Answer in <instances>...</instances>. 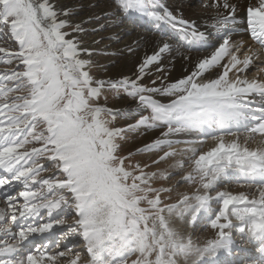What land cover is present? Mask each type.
Wrapping results in <instances>:
<instances>
[{"label": "snow or ice", "instance_id": "obj_1", "mask_svg": "<svg viewBox=\"0 0 264 264\" xmlns=\"http://www.w3.org/2000/svg\"><path fill=\"white\" fill-rule=\"evenodd\" d=\"M112 3L172 33L131 75L92 58L82 37L99 29L73 6L0 0V264H220L244 246L234 232L264 255V0L243 24L238 0H200L215 10L202 24L184 15L192 0ZM174 52L193 68L169 81ZM109 93L135 101L139 118L119 126ZM140 129L159 134L125 154ZM192 132L205 139L178 138ZM198 220L216 230L203 243L188 231Z\"/></svg>", "mask_w": 264, "mask_h": 264}, {"label": "bare ground", "instance_id": "obj_2", "mask_svg": "<svg viewBox=\"0 0 264 264\" xmlns=\"http://www.w3.org/2000/svg\"><path fill=\"white\" fill-rule=\"evenodd\" d=\"M74 3H71L74 6H80L82 3L79 2V0H74ZM81 1V0H80ZM197 0H192V4L196 5ZM205 3L210 2V0H205ZM178 3V0H170V4L168 5L170 8H174L176 4ZM238 3L240 5L239 9L237 10V16L238 19L241 20L243 24V20L246 17V8L249 5L255 6L258 4V0H238ZM69 4V3H68ZM88 7L96 8V10H99L98 13H96L94 16L99 17L98 15L102 12L100 9L105 7V12L104 13H111V9H108L107 7L109 4L107 3V0H87ZM196 8V7H195ZM195 8L189 9L185 8L184 9V15L185 17H191L192 19H195L197 23H204V20L207 19V17L211 14L214 13V9H206L205 11L198 12L196 11ZM115 10V9H114ZM133 17V16H131ZM139 18V23L134 22V25L131 23L124 22L123 18H118L117 20H108L105 18V20L102 23L98 24V29L103 30L104 28L109 30L107 33L104 35L106 40L101 42L100 46H96L97 44L94 42H88V43H83L84 47L91 48L93 50H102L106 52H112L115 55V58H113V61L116 62L115 65L111 66V61H100L99 64L104 65L107 69V74L111 76H119V75H131L136 63L143 58L145 53L151 54L154 43L160 41L162 38H167L166 36L171 35L170 34V29L167 28H162L158 29L156 26L153 27L155 28L154 31L155 33H148L144 32V30H138V25L137 24H142V26H146L147 28L149 27L148 25L154 24L153 22L138 16ZM82 19V18H81ZM137 21V22H138ZM103 26V27H101ZM110 27V29H109ZM152 28V27H151ZM152 28V29H153ZM133 30L137 32H133ZM168 30V32L166 31ZM103 35V34H102ZM99 36V35H98ZM162 37V38H160ZM89 37L87 35H84L82 39H86ZM109 38V39H107ZM118 39H120L118 41ZM234 39H243L247 42L249 45L257 46L254 41H252L247 33H241L239 35H236ZM117 42V43H116ZM119 42V43H118ZM139 42V45L137 44ZM173 43H176L177 41H172ZM128 46L131 47L132 51H129ZM180 51L185 52V55L191 56L193 58V61L199 57L200 52L198 51H192V52H187L184 48H181ZM118 55H123V56H118ZM172 56L174 57V62H175V67H171L170 75H169V81H172L177 78H181L183 75L186 74L185 69H187L189 72L193 68V63L192 61L185 62L182 57H180L177 53H173ZM96 60V58H95ZM100 60V59H99ZM165 63H167V54L165 58ZM134 64V66H133ZM256 71L253 72V69H250V75H256ZM264 75V74H263ZM147 82V80L145 81ZM159 83V82H158ZM112 106L114 108H119V109H125L127 106V100L126 99H119L116 100ZM127 109V108H126ZM157 133L158 130L156 131ZM156 133V134H157ZM189 133L187 134H181L180 139H188ZM197 140H203L205 137H198L196 138ZM199 147V145H197ZM213 143H205L203 145L204 150H208L209 147H212ZM178 148L184 147V145H178ZM233 183L229 185V188L231 187ZM243 188H239V191H241ZM246 191H250L249 189H246ZM203 224V223H201ZM200 224V225H201ZM199 225V226H200ZM193 229L195 227L191 226V228L188 229V231L193 232ZM197 233V232H196ZM244 235L246 238H249L247 233L241 234ZM202 239V238H201ZM207 239V238H206ZM251 246V243L244 244V248L247 249ZM260 244H258L256 247H259ZM240 251L242 247H236ZM244 250V249H242ZM250 255L245 264H253V262H257L256 259L254 258V253L252 250H250ZM236 254V253H235ZM227 255V253H222L221 257L219 258L220 260L223 259V256ZM230 264H239L237 261H234L233 263ZM258 264V263H256Z\"/></svg>", "mask_w": 264, "mask_h": 264}, {"label": "rangeland", "instance_id": "obj_3", "mask_svg": "<svg viewBox=\"0 0 264 264\" xmlns=\"http://www.w3.org/2000/svg\"><path fill=\"white\" fill-rule=\"evenodd\" d=\"M91 1V0H90ZM174 1V0H173ZM62 3L64 4H68L73 6L74 8V16H73V19L75 20H84V21H89L88 23L85 24V27L88 28L89 30L93 29V28H96L98 29V24L99 23H102L105 18L108 19V20H117L119 17L120 18H123L124 19V22H131L132 23V20H134V17L136 15L133 16V18L131 19V21L129 20L131 17H128V16H123V15H119V14H115L116 13V8H115V5L112 3V0H107V3L109 4V6L107 7L108 9H111V13H107L108 15H105L106 13L105 12V7L100 9V11H102L98 16L100 17V19H94V16L93 14L95 15L96 13H98L99 10H96V8H92V7H88L86 4H87V0H79L80 3H82L80 6H74L72 5L71 3H74L75 1L74 0H61ZM164 2L169 5L170 4V0H164ZM196 5H194L196 11L198 12H202V11H205L206 9H203L200 7V1H196L195 3ZM115 9V10H114ZM104 11V12H103ZM82 18V19H81ZM91 18V19H90ZM138 18V17H137ZM137 20V19H136ZM135 20V21H136ZM139 20V18H138ZM137 20V21H138ZM138 25V30H144V32H148V33H155L154 29L155 28H150V27H146V26H142V24H137ZM141 25V26H139ZM133 26L134 23H133ZM151 27H153V25H151ZM110 29V27H109ZM107 29H103V30H99V31H96V32H92V31H89L87 33H85L84 35H87L89 37L86 38V39H83V43H88V42H93V41H99V43H96L97 47L101 45V42L106 40L104 33L106 34L107 33ZM133 32H137L135 30H133ZM103 34V35H102ZM171 34V33H170ZM99 35V36H98ZM168 36V35H167ZM166 36V37H167ZM162 38V37H160ZM109 39V38H107ZM120 39H118L119 41ZM117 43V42H116ZM119 43V42H118ZM101 50H95L94 51V55H93V59L96 60L95 61H98L100 63V61H111V66L115 65L116 60L113 61V58H115V55L111 52H106V51H103V52H106L108 53L107 55H98V54H95L97 52H100ZM200 54H203L200 52ZM120 56V55H118ZM123 56V55H121ZM120 56V57H121ZM122 58V57H121ZM100 59V60H99ZM134 66V64H133ZM9 66L4 64V63H0V70H4L6 68H8ZM93 73H97V74H102V73H98V70L97 69H93ZM260 75H263V74H260ZM109 99H108V105L110 107H113L112 104L116 101V100H119V99H126L127 100V106L125 109H123L121 112L118 113V117H117V124L119 126H126L127 123H133L135 122L136 119L139 118V115L140 113H138L136 110H135V101L131 100L130 98L124 96V95H121L119 99H116L113 97V94L109 93ZM162 101L164 102H167V99L168 98H165V97H159ZM143 114L147 115L148 113L147 112H144ZM157 130L155 131H147L145 129H140L136 132H130L128 134V142L125 144V154L127 151L129 150H135L136 147L138 146H142L144 143L146 142H151L152 139H154L159 133L156 132ZM159 132V130H158ZM157 133V134H156ZM206 143H214L211 139H207V142ZM211 147L208 148V150L210 149ZM204 150V148H203ZM148 155H138L136 157H134V160H140V161H146L148 160ZM45 175H48V173H45ZM187 187V186H186ZM181 190H184V189H181ZM230 190H233V191H239V187L238 185H236L235 183H233L230 187ZM241 191H246V188H243L241 189ZM2 206V205H0ZM197 232V233H196ZM193 237L194 239H199V241L201 243H203V241L207 238V239H210V238H213L215 236V233H216V230L212 229L210 227V225L207 224V222H205L202 226H200L199 228H195L193 229ZM60 234V230L57 232V235H55L51 240L54 242L55 239L59 236ZM233 235L237 238V240H242L243 237L241 238L240 235L238 234V232H234ZM202 238V239H201ZM244 241V240H243ZM48 243V241H47ZM50 246H54V244L50 245ZM234 252L236 253L237 252V249L234 250ZM234 253V254H235ZM239 263L241 264H244L245 261H242L240 259H238Z\"/></svg>", "mask_w": 264, "mask_h": 264}]
</instances>
